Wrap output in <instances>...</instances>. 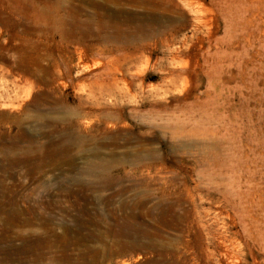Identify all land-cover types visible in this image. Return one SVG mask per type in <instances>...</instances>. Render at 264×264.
<instances>
[{
	"label": "rangeland",
	"instance_id": "rangeland-1",
	"mask_svg": "<svg viewBox=\"0 0 264 264\" xmlns=\"http://www.w3.org/2000/svg\"><path fill=\"white\" fill-rule=\"evenodd\" d=\"M0 264H264V0H0Z\"/></svg>",
	"mask_w": 264,
	"mask_h": 264
},
{
	"label": "bare ground",
	"instance_id": "bare-ground-1",
	"mask_svg": "<svg viewBox=\"0 0 264 264\" xmlns=\"http://www.w3.org/2000/svg\"><path fill=\"white\" fill-rule=\"evenodd\" d=\"M82 126H84V124H82ZM111 164V161H104L103 160V163H97V164H93V167L87 170L86 174H93V173H99L100 175H103L104 173H106V171L108 170L109 166ZM76 183H80L79 180H77ZM82 183H80L81 185ZM28 224V223H27Z\"/></svg>",
	"mask_w": 264,
	"mask_h": 264
}]
</instances>
